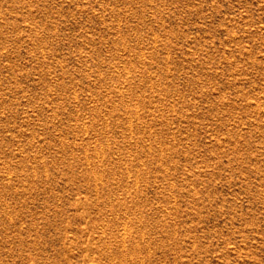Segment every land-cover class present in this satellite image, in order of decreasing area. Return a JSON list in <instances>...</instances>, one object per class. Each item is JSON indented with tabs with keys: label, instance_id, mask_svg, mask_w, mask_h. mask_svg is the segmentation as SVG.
<instances>
[{
	"label": "rangeland",
	"instance_id": "obj_1",
	"mask_svg": "<svg viewBox=\"0 0 264 264\" xmlns=\"http://www.w3.org/2000/svg\"><path fill=\"white\" fill-rule=\"evenodd\" d=\"M0 264H264V0H0Z\"/></svg>",
	"mask_w": 264,
	"mask_h": 264
}]
</instances>
